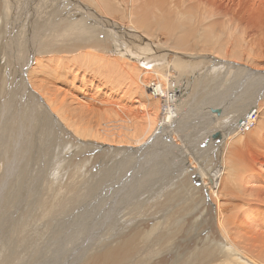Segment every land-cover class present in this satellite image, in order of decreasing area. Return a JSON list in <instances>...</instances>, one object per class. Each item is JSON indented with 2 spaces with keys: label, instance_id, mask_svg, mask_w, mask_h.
<instances>
[{
  "label": "rangeland",
  "instance_id": "rangeland-1",
  "mask_svg": "<svg viewBox=\"0 0 264 264\" xmlns=\"http://www.w3.org/2000/svg\"><path fill=\"white\" fill-rule=\"evenodd\" d=\"M111 1L123 5L122 0ZM83 4L76 0H0V261L86 264L115 235L125 239L137 235L134 248L139 250L126 264H181V259L192 264H229L220 262L225 259V255H219L225 241L215 222L211 223L216 217L217 199L212 196L211 205L205 195L210 189L203 179L205 173L220 170L228 133L241 124V119H248L250 108V114H254L258 102L264 103V96L259 99V90L264 86V59L261 64H219L211 58L216 54L192 55L153 41L143 45L145 41L139 40L142 33L133 27L130 15L116 20L101 15L90 3ZM89 8L104 19L94 21V15L90 18L85 13ZM241 15L253 24L256 41L262 43L264 16L258 19L256 14L248 19L243 11ZM76 16L87 19L96 30L84 32L86 28ZM85 34L87 41L82 40ZM104 36L109 45L121 50L106 61L124 60L131 65L124 72L114 73V78H109V73L115 68L105 74L103 70L98 72L97 66L81 60L84 50L73 53L76 44L93 45ZM152 45L158 49L156 53ZM145 49L151 56L145 55ZM59 61L64 65L59 67ZM77 68L84 76L77 83L83 89L75 91L79 105L84 109L93 107L112 95L117 101L123 100L124 109L142 106L138 115L145 131L131 136V130L114 129L111 136H100L93 120L83 122L82 109L70 96V73ZM144 77L149 87L161 82L166 98L148 96L150 89L144 85ZM64 79L67 83L62 82ZM247 83L257 86L249 92ZM31 85L43 88L39 93L46 99L51 98L50 94L68 95L67 105H71L73 115L64 117L58 107L52 112ZM111 114V121L119 122L115 112ZM117 140L124 142L119 144ZM192 201L194 212L189 207ZM246 214L250 221H258L256 231H262L264 215L254 209H247ZM92 215L93 219H86ZM94 218L100 221L94 222ZM38 224L41 228L37 229ZM12 231L15 235L7 237ZM51 237L62 241L56 254L55 240L48 242ZM199 240L203 244H196ZM213 246L215 254L205 259L208 255L203 253L211 252ZM21 247L23 251L17 253ZM201 254L203 261L198 259Z\"/></svg>",
  "mask_w": 264,
  "mask_h": 264
},
{
  "label": "bare ground",
  "instance_id": "bare-ground-1",
  "mask_svg": "<svg viewBox=\"0 0 264 264\" xmlns=\"http://www.w3.org/2000/svg\"><path fill=\"white\" fill-rule=\"evenodd\" d=\"M76 1H80L81 4H83L84 2L90 3V6L95 7L97 9V11H99V13H101V15H103V16H110V17H114V18L116 17V18L122 19V17H124V14L130 15V17H131L130 21H131L132 25H134L133 27H135L138 30V32L142 33V39L143 38L144 39L142 41V39H140V37H139V40L143 43L145 41V43L143 45L148 44V41H150V42L153 41V42L158 43L159 45L161 44L163 46L164 45L165 46H172L174 49H176L178 51L191 52V54L192 53H197V54L209 53V55L210 54H216L217 56L213 55L214 57L211 56V58L215 59V61L219 64L220 63H227V62L229 63L232 61H240V62H243V61L244 62L245 61L251 62V61H253L256 63L259 62L261 64V61H263V59H264V41L262 43H259V44L257 43L256 38H255L256 29L254 30L253 24H251L249 21H247L244 18V16L241 15V12L243 11L248 16V17L246 16L248 19H249V16H251V18H252V16L256 15V14H259V15H257L258 19H259V17L260 18L263 17L264 13L260 14V11L264 12V0H122V2H123V5L121 4L122 6H117L116 3L114 4L111 0H76ZM81 1H84V2L82 3ZM84 6H83V8H84ZM92 9L90 10V8H89L88 12H85L87 15H89L90 18H91V15H94L93 20L96 22H98L97 19H104V18H102V16H100L96 11H93ZM121 15H123V16H121ZM76 17H79V22H81V25H83L86 28V29H84V32L96 30V28H93L95 25L94 26L92 25L93 26L92 27L90 22L87 19L80 17V16H76ZM112 22H113V20H112ZM121 22H124V21L121 20ZM257 22H259V21H257ZM258 25H259V23H258ZM256 26H257V23H256ZM118 27H120V26H117L115 28H118ZM257 27L259 28L260 25ZM89 28H92V29H89ZM115 28H112V29L115 30ZM262 28H263V26H262ZM262 28H261V32H262ZM120 30L121 29H116L115 31L120 32ZM86 34L82 38V40H84V41L89 40L88 37L86 36ZM262 34H257V35L263 36L264 34L263 35ZM104 37L98 43L96 41V43L93 45H91L89 43V45L86 44L84 47V45H82V44H80V46L78 44H76L77 46H75V48L73 49V53L76 51L82 52L81 50H84L83 52H86V53L83 56V59H81V60L84 61L83 63H85V62L88 63L87 64L88 66H91V65L97 66L98 72L104 71L103 73L105 74L109 70H113L115 68L112 72L109 73L110 74L109 78H114V76H112L114 73L116 74L117 71L124 72L125 68L127 66H131V65H129V63H126L124 60L123 61H119V60L106 61V59H109V57H113V56L115 57L116 55H118L121 50H119V46L114 47V46L109 45L106 42V36H104ZM151 44H152V42H151ZM172 47H170V48H172ZM152 48L155 50V51L153 50L154 53H156L158 51V49H156L155 46H153V45H152ZM87 49H89L90 51ZM94 50L98 54H95ZM168 51H169V49H168ZM62 52H64V50L60 49V53H62ZM143 52L145 53V55L151 56L150 53H148L146 49L143 50ZM216 58H218L219 60ZM212 61H214V60H212ZM256 63H254V64H256ZM58 64H59V67H61V65L62 66L64 65L63 61H59ZM260 64H259V66H260ZM67 65H69V64H67ZM244 67L248 68L247 66H244ZM249 69H250V67H249ZM251 70L252 69H250L248 71H251ZM253 71H255V70H253ZM252 74H253V72H252ZM255 74H256V72H255ZM61 75H62V72H61ZM68 75H69V72H68ZM70 75L72 76L71 77V84H70V86L72 85V91L71 92H73L72 94L70 93V96H71L72 100H76L75 102H77V104L79 105L80 100H78L75 97V91L78 89V87H81L83 89V87L78 86L77 83H80L81 78H83V80H84V76H82V74L79 72V68H77L76 70H73V72H71ZM257 75H258V73H257ZM107 77L108 76L106 75V78ZM250 78H251V76H250ZM68 79H64L62 82L67 83ZM77 79H78V81H77ZM85 79H87V78H85ZM262 79H264V78L262 77ZM142 81H143L144 85H146L147 88L150 89L149 94L147 93L148 96H150L151 98H154V96H156L157 100L166 98L167 91L161 82L153 83L149 87L148 86L149 80L146 77H144V79ZM261 82L263 83V81H261ZM68 83H70V82L68 81ZM262 83H260V84H262ZM33 85H31V88H33L34 94L37 93V96L39 98H43L44 99L43 101H45L46 105H48V107L50 108V110L52 112H54L56 107H58V109H62V111H63L62 114L64 115V117L67 118L70 114L73 115L72 114L73 111H70V110H72V109H70L71 105L70 106L67 105L68 99H70V98H68V95L64 94L62 97L61 95L57 96L55 94H50L51 98L46 99L41 95V93H39V91L42 90L43 88H41V87L36 88L37 86L33 87ZM248 85L246 88H247V91L250 92L252 90L251 87L254 85L256 88L257 83H255V84L252 83L251 86L250 85L248 86ZM63 86H65V85L63 84ZM260 87H258V88H260ZM255 88H253V89H255ZM260 89L261 90H259V96H261V97L259 98V96L257 95L259 99H261L264 96V86H262ZM40 92H42V91H40ZM251 93H253V92H251ZM257 93H258V91H257ZM60 94H62V93H60ZM46 95L47 94H45V96ZM100 96H101V94H100ZM81 97H82V95H81ZM119 99H121V98L119 97ZM262 99H264V98H262ZM122 102H123V100L117 101L115 99V97H113L112 95H107V98H105L104 101L98 102L97 103L98 105H94L93 107H89V108L84 109L83 106L79 105V108L82 109V112L81 111H78V112L79 113L81 112L82 116L85 117L83 122L87 121L90 123L93 120V124H95L98 127V129H100V131L98 132V135H100V136H102V135L104 136V133H105V135L111 136L110 132L113 131L114 129H119L120 132H122L123 130H125V131L131 130L132 134H133V135L131 134V136H134L137 134L139 135V132L142 130L144 132L145 131L144 126H141V122H140V120L142 118H140V116L138 115L139 109L142 106L139 108L138 106L133 105L129 108L124 109V107L126 105H124V107H123ZM257 102H256V105H257ZM137 104L140 105L139 102H137ZM245 108H246V106H245ZM58 109H56V110H58ZM74 110H75V108H74ZM245 110H248V109L246 108ZM250 111H251V108L247 111V114H246V115H249L248 119L243 120V121L241 119V122H240L241 124H239V121H238L239 125L235 126L233 128V130H231V132H229L228 135L226 136V139H225L226 141L224 142L225 143L224 148H226V149L224 151V156L221 160L220 170L215 171V172L210 171L209 173H205V178L203 179L206 186H207V190L210 189V194H208V192H207V194H205V195H207V197L209 196L208 200L211 203V205L214 206V204L212 202V196L216 197V199H217V203L214 202L215 203V211H216L215 216L216 217L213 218V222H211V223L213 225V223L215 222L214 225L216 226L219 234L223 237V239L225 241V243L223 244V246H221L220 251H219L220 257L225 255V259L220 261L221 263L229 262V264H264V223H263V226L261 228L262 231H260V230L256 231V229H258L256 227L257 226L256 223L258 221H256L255 223L250 221L247 217V214H246L247 209H254L258 213L264 215V103L259 104V102H258V107H257L256 112L254 114L253 113L250 114ZM112 112H115V114L119 118V122L111 121L112 117H113L111 114ZM251 112H253V111H251ZM59 113H61V112H59ZM110 114L112 117H110ZM241 114H243V113H241ZM82 116H81V118H82ZM142 116H144V115H142ZM74 117L79 118L75 115H74ZM115 118L116 117H114V120H115ZM245 118H246V116L243 119H245ZM68 120H70V119L68 118ZM105 120H108L109 123L104 124ZM117 120H115V121H117ZM121 120H123L122 123H120ZM81 121H82V119H81ZM75 122H77V120H75ZM67 123L70 125L69 122H67ZM89 123H88V125H89ZM81 124L84 125V123H81ZM85 124L87 125V123H85ZM150 124H152L151 119H150ZM234 129H236L235 132H234ZM79 132H80V130H79ZM83 133H84V131H83ZM230 133L233 134L231 137L229 136ZM77 134L80 135L81 133L80 134L77 133ZM121 135L122 134L120 133L119 137H121ZM116 137H118V135ZM124 137H125V135H124ZM115 139H117V138H115ZM122 142H124V141L119 142V144ZM79 157H81V156H79ZM262 184H263V186H261ZM211 192L214 194H212ZM191 200H192V198L189 199V201H191ZM110 203H111V201H110ZM180 203H182V202H180ZM117 205H118V203H117ZM194 206H195V202L192 201L189 204V207L192 210V209H194ZM56 208H58V203L56 205ZM100 208H101V206H100ZM105 208H107V207L105 206ZM111 208H109V209H111ZM188 210H189V208H188ZM195 210L196 209H194L192 212H194ZM54 212L51 213L52 217L55 216ZM97 213L100 214L99 211H95V214H97ZM109 214L110 213H108V216H109ZM94 215L87 216L86 219H89L91 217L93 219ZM162 218H163V215H162ZM94 219H95L94 222L100 221V219H96V218H94ZM167 220H169V219H167ZM81 224H83V222H81ZM41 226H42V224H41ZM38 227H40L39 224L37 225V229H38ZM179 229H181V226L179 227ZM133 230H136V229L134 228ZM143 230L144 229L142 227V231ZM112 231H114V230H111V232ZM139 231L142 232L141 230H139ZM145 232L148 233L149 231L147 230ZM126 234H125V236H126ZM142 234H145V233L142 232L141 235ZM192 234L193 233L188 234V236H190ZM14 235H15V233L12 231V232H9L6 236L12 237ZM57 235H58V233H57ZM60 236H61V234L59 235V237ZM201 236H203V235H201ZM170 237H174V236H172L170 234ZM54 240H55V238L51 237L50 239H48V242L50 243ZM125 240H127V241H125ZM135 240H137V242H138V236L137 235L132 236V237L130 236L127 239H125L124 236L122 237L119 235L118 236L115 235L114 237L110 238L109 241H107L103 244L104 246L101 247V249L103 248L101 250V252L90 256L87 259L86 264H126L127 262H129L131 260V258L133 256H135L136 251L139 250L137 248L136 249L134 248L135 243H137ZM82 242H83V240H82ZM61 243H62L61 240H59V241L55 240V242L53 243L54 245H57L54 249L55 254L57 252H59V249L61 248ZM199 243L203 244V241L201 242L199 240L196 244H199ZM53 244H51V245L53 246ZM140 245H141V243H140ZM215 246L212 247L211 252L203 253L204 255H208L205 259H207L210 256H212L213 254H215ZM8 248H10L11 251H14L12 246H10ZM64 249L65 248H63V250ZM204 249H207V248H204ZM17 250H18L17 253H20L21 251H23L22 247L17 248ZM86 250L88 251V248ZM86 250H85V252H86ZM40 251H42V250H40ZM43 251H45V250H43ZM73 252H70V253H73ZM60 253H61V251H60ZM35 254H36V252H35ZM15 255H17V254H15ZM201 256H202V254L198 256V259H201ZM2 257H3V255H2ZM15 258H16V256H15ZM40 258H41V256H40ZM194 258H196V257H194ZM181 260H182L181 264H192L186 259H181ZM12 262L13 261H11V263ZM67 262L68 263H66V264H72V262H74V261H72V262L67 261ZM8 263L9 262H6V259H4V260L2 259L0 261V264H8ZM44 263H45V261H44ZM58 264H61V263L58 262Z\"/></svg>",
  "mask_w": 264,
  "mask_h": 264
},
{
  "label": "built area",
  "instance_id": "built-area-1",
  "mask_svg": "<svg viewBox=\"0 0 264 264\" xmlns=\"http://www.w3.org/2000/svg\"><path fill=\"white\" fill-rule=\"evenodd\" d=\"M174 92V94H176V93H178V91L176 92V91H173Z\"/></svg>",
  "mask_w": 264,
  "mask_h": 264
}]
</instances>
